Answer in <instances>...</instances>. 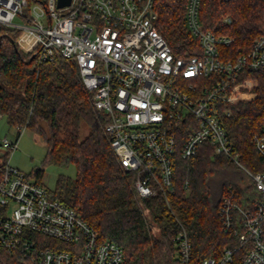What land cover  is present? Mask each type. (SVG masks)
<instances>
[{"label": "built area", "instance_id": "built-area-1", "mask_svg": "<svg viewBox=\"0 0 264 264\" xmlns=\"http://www.w3.org/2000/svg\"><path fill=\"white\" fill-rule=\"evenodd\" d=\"M155 0H0V26L20 30L18 47L38 62L72 60L95 109L106 116L109 145L126 172L134 174L139 199L161 195L169 206L173 163L194 156L201 144L225 156L252 181L251 200L239 202L228 187L217 209L221 231L234 243L198 264H264V169L240 161L225 125L228 104L239 98L243 72L264 70V35L235 57L221 46L234 38L203 28L200 0H186L185 25L200 53L178 55L157 27ZM224 21L229 23L230 17ZM243 85L245 83H242ZM264 159V126L252 134ZM3 149L17 140L3 138ZM186 186V182H185ZM171 264H197L181 223ZM0 248L32 264H122V247L102 239L74 208L53 196L8 160L0 178Z\"/></svg>", "mask_w": 264, "mask_h": 264}, {"label": "trees", "instance_id": "trees-1", "mask_svg": "<svg viewBox=\"0 0 264 264\" xmlns=\"http://www.w3.org/2000/svg\"><path fill=\"white\" fill-rule=\"evenodd\" d=\"M26 1L28 11L34 0ZM185 4L186 0H155L157 27L176 54H199L198 41L185 25ZM227 16L229 23L224 21ZM199 18L203 28L234 38L221 46L224 56L232 58L264 35V0H200ZM19 33L0 26V114L17 136L26 128L43 138L48 146L45 162L75 165L74 178L58 176L53 196L74 208L102 239L118 243L124 253L122 264H171L179 223L187 231L197 264L234 243L221 231L217 215L221 197L228 187L238 191L239 202L251 200L255 192L237 165L207 144L188 159L177 148L169 206L161 195L139 199L134 174L124 171L116 159L104 131L107 118L95 109L76 64L62 57L38 62L33 52L26 54L18 47ZM237 85L240 96L229 102L225 125L240 161L252 171L262 170L264 159L251 138L264 126V70L243 72ZM82 123L88 127L83 138ZM9 151L0 155V178ZM34 175L40 182L42 170L36 169ZM25 263L31 264L0 248V264Z\"/></svg>", "mask_w": 264, "mask_h": 264}, {"label": "rangeland", "instance_id": "rangeland-1", "mask_svg": "<svg viewBox=\"0 0 264 264\" xmlns=\"http://www.w3.org/2000/svg\"><path fill=\"white\" fill-rule=\"evenodd\" d=\"M88 133V127L82 123L80 127V137L83 138ZM3 138L9 140L17 139V146L12 152L9 151L6 160L20 170L24 171L32 180H36L34 172L36 169L42 170L40 182L51 192L55 189L56 179L59 175L74 178L76 175L75 165L70 163L66 166L45 162L44 158L48 149L43 138L31 129L23 128L17 136L14 127H11L4 116H0V155L5 151L1 145ZM244 176L248 177L242 170ZM154 233L158 235V229L154 228ZM31 263V262H30ZM28 264V263H25ZM32 264V263H31Z\"/></svg>", "mask_w": 264, "mask_h": 264}, {"label": "water", "instance_id": "water-1", "mask_svg": "<svg viewBox=\"0 0 264 264\" xmlns=\"http://www.w3.org/2000/svg\"><path fill=\"white\" fill-rule=\"evenodd\" d=\"M70 0H57V5L58 6H64L69 3Z\"/></svg>", "mask_w": 264, "mask_h": 264}, {"label": "crops", "instance_id": "crops-1", "mask_svg": "<svg viewBox=\"0 0 264 264\" xmlns=\"http://www.w3.org/2000/svg\"><path fill=\"white\" fill-rule=\"evenodd\" d=\"M0 116H1V114H0Z\"/></svg>", "mask_w": 264, "mask_h": 264}]
</instances>
